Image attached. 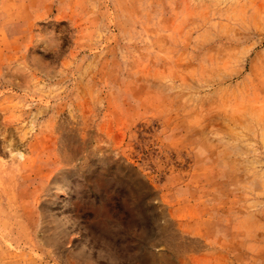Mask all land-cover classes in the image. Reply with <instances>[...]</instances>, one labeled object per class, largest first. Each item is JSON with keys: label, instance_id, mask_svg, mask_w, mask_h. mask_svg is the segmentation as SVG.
<instances>
[{"label": "rangeland", "instance_id": "obj_1", "mask_svg": "<svg viewBox=\"0 0 264 264\" xmlns=\"http://www.w3.org/2000/svg\"><path fill=\"white\" fill-rule=\"evenodd\" d=\"M0 264H264V0H0Z\"/></svg>", "mask_w": 264, "mask_h": 264}, {"label": "bare ground", "instance_id": "obj_2", "mask_svg": "<svg viewBox=\"0 0 264 264\" xmlns=\"http://www.w3.org/2000/svg\"><path fill=\"white\" fill-rule=\"evenodd\" d=\"M51 181H52V180L50 179V180H48L47 182H45V183L42 184V185H43V190H46V189L49 187Z\"/></svg>", "mask_w": 264, "mask_h": 264}]
</instances>
